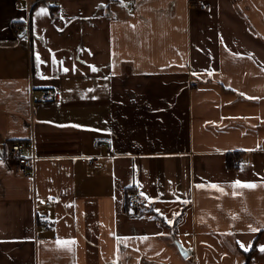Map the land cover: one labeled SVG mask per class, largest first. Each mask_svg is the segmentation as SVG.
Returning a JSON list of instances; mask_svg holds the SVG:
<instances>
[{"label":"crops","instance_id":"0c3cea01","mask_svg":"<svg viewBox=\"0 0 264 264\" xmlns=\"http://www.w3.org/2000/svg\"><path fill=\"white\" fill-rule=\"evenodd\" d=\"M201 1L0 0V264H264V0Z\"/></svg>","mask_w":264,"mask_h":264},{"label":"built area","instance_id":"2783aa9c","mask_svg":"<svg viewBox=\"0 0 264 264\" xmlns=\"http://www.w3.org/2000/svg\"><path fill=\"white\" fill-rule=\"evenodd\" d=\"M29 2L30 0H25ZM54 3H57L58 0H51ZM128 7L129 11L133 12L134 10V2L133 0H124ZM202 8H205L204 4H201ZM56 90L52 88H45L39 92V94L35 97L37 103H48L52 102L57 98ZM8 158L14 161L18 167L20 168L23 175L28 176L31 173V169L34 166L35 156L32 153V145L27 143L26 141H13L8 146ZM96 149L100 152L105 150V146L102 143H98L96 145ZM29 152V154L27 153ZM108 156V155H107ZM99 154H93L90 157L81 158L83 163L88 164V166L92 169H96L100 165ZM233 165H238V160H233ZM139 201L140 198L137 194H130L127 200V207L132 210H139ZM49 206V204H46ZM47 226L46 223L43 224Z\"/></svg>","mask_w":264,"mask_h":264},{"label":"snow or ice","instance_id":"6c2138e0","mask_svg":"<svg viewBox=\"0 0 264 264\" xmlns=\"http://www.w3.org/2000/svg\"><path fill=\"white\" fill-rule=\"evenodd\" d=\"M121 3H123V0H121ZM44 11L45 10L43 8L40 9V12L37 13V15L44 14ZM37 61L39 62V56H37ZM64 71H68V69H64ZM92 71H97V69L95 67H92ZM232 186L237 187V188L238 187H246V188H254L255 187L254 184H242L240 181H236ZM212 187H216V186H212ZM252 231H256V229H252ZM57 243L60 246H69V245L75 244V241H58ZM241 247H244V246L241 245ZM247 250H248V248H245V251H247ZM260 251H264V247H261Z\"/></svg>","mask_w":264,"mask_h":264},{"label":"water","instance_id":"95a60500","mask_svg":"<svg viewBox=\"0 0 264 264\" xmlns=\"http://www.w3.org/2000/svg\"><path fill=\"white\" fill-rule=\"evenodd\" d=\"M177 248L183 258H187L190 255V251L183 248L180 244H177Z\"/></svg>","mask_w":264,"mask_h":264},{"label":"trees","instance_id":"16d2710c","mask_svg":"<svg viewBox=\"0 0 264 264\" xmlns=\"http://www.w3.org/2000/svg\"><path fill=\"white\" fill-rule=\"evenodd\" d=\"M34 6H32V8H33ZM31 8V9H32ZM31 11V10H30ZM227 162H228V164H229V166H232V157H228L227 158ZM131 191H132V189H129V190H127L126 191V195H128V197H129V195L131 194ZM128 197H127V199H128Z\"/></svg>","mask_w":264,"mask_h":264},{"label":"rangeland","instance_id":"374dc122","mask_svg":"<svg viewBox=\"0 0 264 264\" xmlns=\"http://www.w3.org/2000/svg\"><path fill=\"white\" fill-rule=\"evenodd\" d=\"M197 4H198V6H199V8L201 9V10H204L205 8H202L201 7V4H204V2L203 1H201V0H197ZM205 5V4H204ZM105 151V150H104ZM92 169V168H91Z\"/></svg>","mask_w":264,"mask_h":264}]
</instances>
